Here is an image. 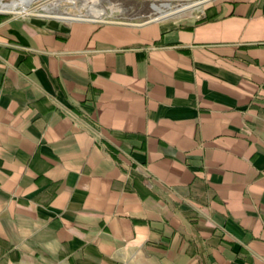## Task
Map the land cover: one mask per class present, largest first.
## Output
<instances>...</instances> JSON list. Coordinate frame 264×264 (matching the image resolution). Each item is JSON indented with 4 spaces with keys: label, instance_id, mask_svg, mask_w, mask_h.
Listing matches in <instances>:
<instances>
[{
    "label": "crops",
    "instance_id": "0c3cea01",
    "mask_svg": "<svg viewBox=\"0 0 264 264\" xmlns=\"http://www.w3.org/2000/svg\"><path fill=\"white\" fill-rule=\"evenodd\" d=\"M0 264H264V0L0 16Z\"/></svg>",
    "mask_w": 264,
    "mask_h": 264
},
{
    "label": "rangeland",
    "instance_id": "374dc122",
    "mask_svg": "<svg viewBox=\"0 0 264 264\" xmlns=\"http://www.w3.org/2000/svg\"><path fill=\"white\" fill-rule=\"evenodd\" d=\"M189 1L195 0H33L28 5V9L37 12L46 11L43 10V7H46V9L51 13H79L84 17H90L98 11L101 14L98 18L96 17V21H122L139 23L156 18L155 16L158 14V12L153 9V4L160 6L161 9H167L168 6L165 5L166 3H168L169 6L173 8ZM208 1L209 0H205L200 9H193L188 14L166 17L177 19L195 18ZM13 15H17L27 20L45 25L65 23L70 21L57 19L52 16L23 15L13 12L0 11V16L2 17H10Z\"/></svg>",
    "mask_w": 264,
    "mask_h": 264
},
{
    "label": "bare ground",
    "instance_id": "6f19581e",
    "mask_svg": "<svg viewBox=\"0 0 264 264\" xmlns=\"http://www.w3.org/2000/svg\"><path fill=\"white\" fill-rule=\"evenodd\" d=\"M33 0H10V1H4L0 0V11L1 12H13L17 14H23V15H36V16H52L57 19L61 20H74V19H96L100 16V12H96L95 14L91 15L90 17H84L82 14H73L70 12L65 13H51L46 9V7H43V10L46 11H32L28 9V5ZM205 0H195V1H189L180 4L176 7H170L168 3L165 5L168 6L167 9H161L160 6L153 4V9H155L158 14L155 16L156 18H163L166 16H179L183 14L190 13L193 9H200L203 2ZM84 14V13H83ZM154 19V18H153Z\"/></svg>",
    "mask_w": 264,
    "mask_h": 264
}]
</instances>
